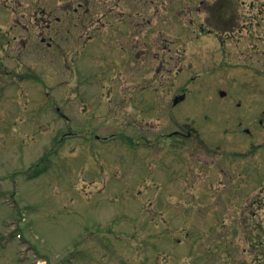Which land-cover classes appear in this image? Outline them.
Returning a JSON list of instances; mask_svg holds the SVG:
<instances>
[{"label":"rangeland","instance_id":"374dc122","mask_svg":"<svg viewBox=\"0 0 264 264\" xmlns=\"http://www.w3.org/2000/svg\"><path fill=\"white\" fill-rule=\"evenodd\" d=\"M5 1L13 69L44 0ZM126 1L156 30L139 93L114 43L30 45L27 82L0 66V264H264V0ZM217 26L236 37L198 40Z\"/></svg>","mask_w":264,"mask_h":264},{"label":"flooded vegetation","instance_id":"af4514ba","mask_svg":"<svg viewBox=\"0 0 264 264\" xmlns=\"http://www.w3.org/2000/svg\"><path fill=\"white\" fill-rule=\"evenodd\" d=\"M46 1L44 0L41 7L40 23L43 25L40 24L41 31L38 39L13 36L11 40H7L6 43H13L14 45L16 43L17 51L10 56V60L16 64L13 69H10L9 65L0 63L1 68H9L8 71H5L6 75L20 67L14 74L16 77H20L22 81L25 80L27 82L26 78L30 75L31 68L26 67L25 62L19 61V56L23 55L25 59L26 55H28V47L30 45L36 47L39 41L41 44L47 45L48 49L56 47L58 50L64 48L63 45H65L64 52L66 53L83 50L82 52L85 51L87 54L92 53L93 55L90 57H95L96 54L103 50L108 52L106 49L107 44L114 43L115 52L113 54L119 64L129 62L134 66L137 65L136 72L139 78L137 80L135 78V85L139 93V86L143 83V78L140 76L142 68L138 67L140 58H143V55H140L144 46L143 39L144 37L148 38L150 34L156 33V30L144 32L143 21L140 22L142 14L137 13L139 3L138 5H136V1L127 3L126 0H70L71 3L65 8L64 2L57 3L55 6L56 14L53 15V10H50L49 13ZM201 4L203 5V3ZM7 6L8 2L5 0L0 3V21H6L5 17H3L5 14L1 12ZM128 6L134 7V14L130 13L132 10ZM15 22L7 32L3 33V30H0V47H3L2 49H5V40L8 38L9 33L20 26L18 20ZM220 22L219 20L216 23L220 26ZM201 32L205 33L203 29ZM213 32L211 29L208 33L211 34ZM226 34H229V32H225ZM157 38L158 31L155 35V39ZM109 48L111 49L113 46L110 45ZM116 52L119 55L122 54V58L118 57ZM154 55L155 58H158L157 53H154ZM44 56L45 54L43 58H45ZM107 66L109 67L110 63ZM155 81L158 82V79H155ZM20 96L26 98L24 93Z\"/></svg>","mask_w":264,"mask_h":264}]
</instances>
